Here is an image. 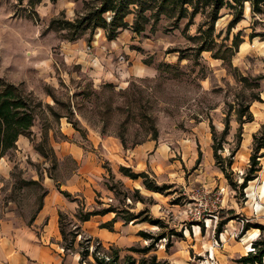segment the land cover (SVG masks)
Returning <instances> with one entry per match:
<instances>
[{
	"label": "rangeland",
	"instance_id": "obj_1",
	"mask_svg": "<svg viewBox=\"0 0 264 264\" xmlns=\"http://www.w3.org/2000/svg\"><path fill=\"white\" fill-rule=\"evenodd\" d=\"M84 5L85 0H43L32 6L28 0H0V77L40 102L29 137L20 136L17 147L0 158V224L15 228L30 223L43 199L44 184L54 181L57 186L85 187L96 202L91 210L110 204L121 208V217L133 212L138 222L162 220L163 226L144 221V230L154 236L168 233L172 245L185 244L172 232H182L186 240L185 234L199 226L204 236L211 235L212 247L218 223L227 218L238 225V241L249 232L248 238L258 234L252 243L263 242L264 156L257 177L245 188L232 186L214 157L211 122L220 139L228 104L247 93L241 92L234 71L222 59L210 51L196 56L198 43L188 36L198 34L205 16L198 14L184 32L187 19L175 23L163 15L155 26L151 20L141 34L128 27L114 39L102 28L86 30L76 40L68 39L66 30L47 29L54 18L75 20L85 12ZM232 18L230 8L221 10L215 23L216 41L230 45L238 34L243 42L232 58L233 66L246 76L264 75V13L252 14L246 3L243 18L231 28ZM126 20L132 24L134 15ZM85 47L91 48V54L84 59L79 50ZM180 52L185 59H179ZM95 57L103 67L93 63ZM134 63L148 66L150 72L128 73ZM260 90L262 101L251 106L254 120L244 124L239 149L234 151L239 123L232 114L229 134L219 151L229 179L237 184L250 167L253 134L264 124V78ZM66 121L70 132L63 128ZM70 121L78 123V129ZM153 125L159 148L146 151L147 170L159 184L171 186L167 196L147 191L142 179H124L122 164L108 159L102 141L115 137L122 143L123 137L125 148L134 147L153 139ZM44 138L45 155L37 149ZM76 147L83 154L81 162L74 158ZM230 159L231 168L227 166ZM76 194L81 202L82 196ZM156 200L159 211L153 206ZM228 223L223 232L233 228ZM247 223L252 227L244 233ZM66 224L69 232L78 222L67 219ZM87 237L81 231L77 241ZM167 240L155 245L159 254L173 250L166 248ZM142 242L136 246L151 240ZM128 254L137 260L142 257L130 251L120 263L126 264ZM192 254L194 262L201 264L209 251Z\"/></svg>",
	"mask_w": 264,
	"mask_h": 264
},
{
	"label": "trees",
	"instance_id": "obj_2",
	"mask_svg": "<svg viewBox=\"0 0 264 264\" xmlns=\"http://www.w3.org/2000/svg\"><path fill=\"white\" fill-rule=\"evenodd\" d=\"M19 1L23 2L24 0ZM42 1L43 0H28V3L32 6ZM50 1L57 2L58 0ZM246 3L250 4L252 14L264 13V0H85V12H83L82 15H79L73 21L54 18L47 29L66 30L67 38L76 40L86 30L94 32V30L102 28L107 33L109 39H114L120 29L128 27H130L134 33L141 34L146 30L151 20H153V26H155L163 15L173 19L175 23L187 19L184 27L185 32L194 24L195 17L200 13L203 14L205 20L199 25L198 34L195 36H188L191 41H196V43H198V46L195 48L196 56H199L204 51H210L214 58L222 59L226 66L234 71L233 74L241 85V92L247 93L244 97H240V99L236 98L234 102L228 104L229 108L226 112L224 121L225 126L220 139H218V133L214 124L211 122L210 125L213 137L212 147L218 166L223 173L226 174L232 186L236 188H245L249 181L257 177V172L260 170V158L264 156V152H262L264 149V124L261 130L253 134V152L250 156V167L243 177L241 184H237L229 179L227 168L223 164L224 158L219 151L223 148V141L229 134L232 114L236 116V120L239 123L237 132L238 146L234 151L239 149L242 141L244 124L254 120L251 106L254 101H262L260 86L264 75L253 77L238 72V69L233 66L232 58L239 51V46L243 40L237 34L230 45L218 43L215 36V23L219 18L221 10L223 8H230L233 14L230 27H234V25L243 18ZM132 14L134 15V21L132 24H129L126 19ZM185 58L186 56L180 52L179 59L182 60ZM38 105H40V102H36L30 94H26L21 86L0 77V158L17 147V141L21 135L29 137L32 132L31 129L35 120V110ZM70 122L78 129V123ZM152 134L153 139L157 140L158 131L155 125H153ZM120 138L123 146L126 147L125 140L123 137ZM45 141L46 139L44 138L37 148L43 155L46 154L42 146ZM233 156L234 152L232 153V157ZM232 164L233 161L230 159L227 166L231 168ZM120 172L131 179H142V185L148 190L166 195L171 193L166 192L171 186L165 183L159 184L158 181L155 178H151L146 171L135 172L131 167L121 165ZM34 182H36V180H34ZM61 192L66 197L73 198V195L68 191ZM111 211H115L117 216L120 214V212L115 210L112 206L103 209L85 210L84 206L80 204L77 217L80 221H87L93 215L105 214ZM124 217L127 221L139 218V216L130 212ZM66 219V215L60 213V228L63 245L65 249H70L81 232L79 226H75L73 230L68 232L66 230ZM230 219L233 218L223 219L218 223L215 232L216 237H219L220 233L223 232L224 225L227 224ZM143 221H149L151 224L158 226L164 225V222L159 219L152 220L146 218L142 220V222ZM251 227L249 223L245 224L243 232L246 233ZM171 234H176L177 237L183 238L182 232H172ZM139 235L146 240H151V242L144 247H130V251L139 253L142 257L137 260L133 255L129 254L126 256V264H170L168 260L159 259L157 254L153 252L156 250L155 245L163 238L168 239L166 248L172 246V241L168 233L162 232L154 236L141 230ZM92 240L99 242V244L94 245L93 250L90 249ZM79 245L82 260H86L89 256H93L95 264H118L119 262V250L114 247L105 248L97 238L94 239L88 236L85 239H81ZM253 246L255 247V252H249L247 255L237 259L239 263L263 264L264 241H255ZM257 247H259L258 250ZM98 252L103 253V256L98 255ZM106 257L109 259H106Z\"/></svg>",
	"mask_w": 264,
	"mask_h": 264
},
{
	"label": "crops",
	"instance_id": "obj_3",
	"mask_svg": "<svg viewBox=\"0 0 264 264\" xmlns=\"http://www.w3.org/2000/svg\"><path fill=\"white\" fill-rule=\"evenodd\" d=\"M79 52H82V58L84 56L87 58L90 56L88 54H91L88 47L79 50ZM92 60L93 63L97 62L96 64L103 67L98 57ZM149 72L148 66L134 63L129 68L128 73L145 75ZM69 125L67 121L66 125H63V128H66L68 132H70ZM102 141L107 149L105 154L110 161H118L122 165L131 167L135 172L146 171L150 176L153 175L152 171L147 170L148 162H146L145 153L154 148L156 151L158 150L159 147H155L156 140H148L140 145L129 148H125L115 137H112V139L110 137L104 138ZM73 149L74 158L81 162L82 152L78 147ZM152 177L156 179L154 175ZM123 178L134 182L138 180L131 179L125 175H123ZM57 184L54 181L44 184L45 192L43 199L30 223L15 228L7 223L0 224V264H95L93 256H89L86 260L81 259L80 245L77 239L70 249H65L60 228V213L66 215L70 223L75 224L78 222L75 226H79L84 234L94 239H99L105 248L114 247L118 249L120 252L118 264H123L120 261L126 253H130V247H137V244L144 245V242H142L144 238L139 235V232L146 227L144 221L138 222V218L127 221L120 214L117 216L115 211L93 215L87 221H80L77 217L80 204L84 206L85 210L94 208V203L96 202L92 194L88 193L85 187L78 186L77 184L67 183L60 186H57ZM146 190L152 194H163L148 189ZM61 191H68L73 195V198L66 197ZM78 192L82 196V198L80 197L81 202H79V196L76 194ZM98 204L100 205L102 203L98 202ZM110 206L117 211H121V208L110 204L100 209ZM153 206H158L157 210L159 211L161 205L156 200ZM232 222L234 220H231L228 226L230 224L233 228H228L226 231L221 232L219 237H216L218 240L226 241L223 248L211 247V235L208 237L204 236L202 234L203 230L201 232L198 226L197 231H193V233L189 231L185 234L188 237L186 240L182 238L185 244L176 242V244L172 245L173 250L170 252L164 251L162 254H159L158 250L153 252L157 254L159 259L168 260L170 264H197L193 260L192 252L200 255L202 252L211 250L215 260L219 264H242L237 259L248 254L247 250L250 249L251 239L254 240L255 238H251V236L248 238L249 232H247L243 239L238 241L236 239L238 225L237 223L231 224ZM246 244L248 249L245 247ZM245 249L246 251H244Z\"/></svg>",
	"mask_w": 264,
	"mask_h": 264
},
{
	"label": "built area",
	"instance_id": "obj_4",
	"mask_svg": "<svg viewBox=\"0 0 264 264\" xmlns=\"http://www.w3.org/2000/svg\"><path fill=\"white\" fill-rule=\"evenodd\" d=\"M222 243H223V241L219 242L218 240L215 239L212 247H221ZM96 244H99V242H96ZM90 249L91 250L94 249V245L92 244V242L90 245ZM247 252L248 253L249 252H255V247L253 246V243L250 244V249H248ZM97 254L103 256V253H101V252H98ZM106 259H109V258L106 257ZM201 264H219V262L217 260H215L213 254H212V251L209 250V256L207 257V259H204V261H201Z\"/></svg>",
	"mask_w": 264,
	"mask_h": 264
},
{
	"label": "bare ground",
	"instance_id": "obj_5",
	"mask_svg": "<svg viewBox=\"0 0 264 264\" xmlns=\"http://www.w3.org/2000/svg\"><path fill=\"white\" fill-rule=\"evenodd\" d=\"M258 236V234H253L252 236H251V238H255V237H257ZM244 240H246L245 238H244Z\"/></svg>",
	"mask_w": 264,
	"mask_h": 264
}]
</instances>
